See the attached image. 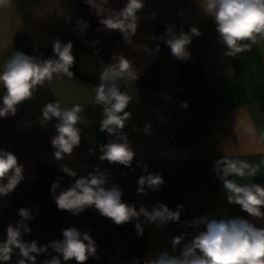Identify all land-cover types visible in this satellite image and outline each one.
Instances as JSON below:
<instances>
[{"label": "clouds", "instance_id": "9594fccd", "mask_svg": "<svg viewBox=\"0 0 264 264\" xmlns=\"http://www.w3.org/2000/svg\"><path fill=\"white\" fill-rule=\"evenodd\" d=\"M10 0H0V6H5ZM85 3L95 11L99 23L107 30H118L125 44L131 43L130 35L135 34L139 23L138 13L145 7L144 0H126L119 10L103 7L108 0H85ZM203 13L211 17L218 33L217 41L227 51L225 56L235 57L237 53L250 50V45L242 41L264 40V0H197ZM155 18V13H153ZM77 28L81 32L88 28L86 21H78ZM202 36L201 31L193 26L188 32L177 30L175 24L167 25L166 32L153 36V40H163L170 48L172 56L181 61L191 59L188 46L194 37ZM54 55L49 58L31 56L22 51L15 54L5 63L0 71V118L14 117L18 107L24 102L36 97L39 88L53 77H74L72 68L75 64L73 44L64 43L59 39L52 44ZM159 50V44L156 46ZM115 63L108 64L99 76L95 89V103L102 108V118L99 131L109 137L107 143L100 145V161L118 163L131 167L135 157L132 143L124 131L126 121L131 113L125 111L132 100L127 91H122L118 81L138 79L131 61L122 54H114ZM181 106L188 107L187 102ZM79 105L62 107L58 100L47 102L40 109L41 125L55 119L56 134L51 137L53 155L56 160L70 156L81 143ZM132 130L139 132L140 128L133 125ZM153 126L145 123L143 133L151 135ZM92 153V149H89ZM94 154V153H92ZM137 166H140L139 164ZM59 169L69 177L74 178L67 188L60 187L59 177L51 185V194L59 210L68 211L78 216L86 209L92 208L102 217L110 219L116 225L134 222L137 237L144 234V224L152 223L157 227L181 220L184 211L183 204H177L176 210H171L166 204L158 203L149 211L141 205L137 210L135 204L125 202L122 189L112 183L110 169L94 168L87 175L78 176L73 168L60 164ZM141 175L136 189L137 195H148V190L159 191L164 180L159 172H147ZM213 171L222 183L227 203L237 205L255 220H264V184H239L230 177H255L259 165L253 166L244 160L226 158L214 162ZM24 166L18 162L17 156L11 151L0 148V198L9 196L18 185L24 181ZM110 185V186H109ZM59 189V192L57 190ZM38 211V209H36ZM33 209L21 207L17 210L19 219L13 225L6 226V238L0 243V264H7L13 254L18 255L16 264H86L89 258L99 259L98 245L89 232L76 227L62 230V239L49 241L41 245L38 240H25L24 235L31 233L28 221L34 219ZM141 217L144 219L142 220ZM192 232H183L172 238L175 249L184 242L178 254L162 251L153 259L145 260L143 264H264V226H257L243 216H197L183 222ZM187 237H190L186 239ZM51 249L52 253L49 252ZM133 264H141L136 259Z\"/></svg>", "mask_w": 264, "mask_h": 264}, {"label": "crops", "instance_id": "0c3cea01", "mask_svg": "<svg viewBox=\"0 0 264 264\" xmlns=\"http://www.w3.org/2000/svg\"><path fill=\"white\" fill-rule=\"evenodd\" d=\"M78 1L10 0L0 6V71L16 51L24 52L14 45L18 35H25L33 49L52 47L56 39L64 42L63 34ZM179 23L184 32L195 26L202 33L193 38L188 50L202 51L204 55L203 69L210 92L206 110L196 112L181 106L174 57L131 41L130 45L114 47L109 60L80 54L77 70L90 79L54 76L38 89L34 99L18 107L16 129L28 131L43 126L39 121L40 109L47 102L58 100L62 107L79 105L83 111L78 124L81 143L76 147L77 155L85 160L98 159L100 145L107 143L109 137L99 131L102 108L95 103V89L101 72L116 62L114 54H122L138 75L135 81H118L121 90L132 96L125 110L131 113V118L126 121L124 131L132 143L134 159L162 160L165 171L180 178L190 211L200 207L203 215H238L264 226V220H255L239 206L227 203L222 183L213 171L214 162L219 159L244 160L259 165L256 176L230 179L239 184H264V40L258 39L255 44L242 41L250 45V50L235 57L225 56L227 49L217 41L215 23L203 13L197 0L180 10ZM154 62L160 63L157 88L145 89L138 80ZM145 123L152 124L151 135L143 133ZM133 125L140 131L134 132ZM171 134L177 135L181 143H174ZM3 207L0 201V210ZM7 225V222L3 225L0 243L6 238Z\"/></svg>", "mask_w": 264, "mask_h": 264}, {"label": "trees", "instance_id": "16d2710c", "mask_svg": "<svg viewBox=\"0 0 264 264\" xmlns=\"http://www.w3.org/2000/svg\"><path fill=\"white\" fill-rule=\"evenodd\" d=\"M99 3V0H97ZM192 0H144L145 7L138 13L139 23L135 34L130 35L129 40L137 42L156 50L159 44V52L170 55V48L163 40H153V36L160 37L166 32L167 25L175 24L180 30L179 12L182 8L191 4ZM126 0H108L103 7L119 10ZM155 13V18H153ZM78 21H86L88 28L81 32L77 28ZM64 43L73 44L75 64L72 68L74 75L90 79L81 75L77 70V61L80 54H88L102 60H109L114 47L125 44L123 35L118 30L109 31L99 23V17L95 11L79 0L73 16L63 34ZM14 45L22 49L25 54L49 58L54 55L52 47L33 49L25 35L15 37ZM191 59L181 61L176 59L179 80L176 89L179 92L181 103L187 102L193 111L201 112L207 109L210 95L208 81L204 74V55L202 51L189 50ZM160 72V63L154 62L139 78L138 84L149 90H156ZM201 95L196 99L197 95ZM3 89L0 88V96ZM17 115L14 117L0 118V148L4 142L11 145L10 151L14 153L18 162L24 166V181L18 185L9 196L0 198L4 207L0 210V234L3 225L15 224L19 219L17 210L21 207L33 209L34 219L28 221L31 233L24 235L25 240H38L41 245L49 241L62 239V230L68 227H76L81 231H87L98 245L99 259L89 258L86 264H133L136 259L141 261L153 259L162 251L178 254L184 242L175 249L172 246V238L183 232L190 233L192 229L184 225V221L192 220L197 216H203L200 207L190 211L185 203L180 178L169 174L164 169L162 160L159 159H133L131 167H125L118 163H109L99 159H82L77 155L76 148L70 156L63 160H56L53 155L51 137L56 134L55 119L45 125L28 131L16 129ZM66 164L77 171L78 176L87 175L94 168L101 170L110 169L112 183L118 185L123 191L122 199L125 202L135 204L137 210L141 205L151 211L158 203L166 204L171 210H176L177 204H183L179 223H169L157 227L152 223L144 224V234L137 237L134 222L124 225H116L110 219L102 217L98 211L89 208L80 215L75 216L68 211L59 210L51 194V185L59 177L61 188H67L74 178L60 171L59 165ZM140 166H137V165ZM147 172H159L164 180L159 191L148 190V195H137V180ZM110 186V185H109ZM59 192V189L57 190ZM38 209V211H36ZM143 220L144 218L141 217ZM190 237H187L188 239ZM49 252L52 253L51 249ZM17 254L7 264H16ZM47 257H38L40 260ZM69 264H75L74 261Z\"/></svg>", "mask_w": 264, "mask_h": 264}, {"label": "built area", "instance_id": "2783aa9c", "mask_svg": "<svg viewBox=\"0 0 264 264\" xmlns=\"http://www.w3.org/2000/svg\"><path fill=\"white\" fill-rule=\"evenodd\" d=\"M200 96H201L200 94L197 95V96H196V99H198ZM212 115H213V111L208 112V116H209V117H211ZM170 137H171V139H172V141H173L174 143H176V144H180V143H181V141H180V139H179V137H178L177 135H175V134H174V135L171 134Z\"/></svg>", "mask_w": 264, "mask_h": 264}, {"label": "rangeland", "instance_id": "374dc122", "mask_svg": "<svg viewBox=\"0 0 264 264\" xmlns=\"http://www.w3.org/2000/svg\"><path fill=\"white\" fill-rule=\"evenodd\" d=\"M2 149H5V150H8V151H10V149H11V145H10V143L9 142H4V146L2 147Z\"/></svg>", "mask_w": 264, "mask_h": 264}]
</instances>
